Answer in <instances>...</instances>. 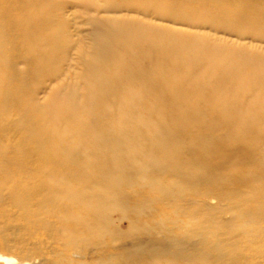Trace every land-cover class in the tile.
<instances>
[{
    "label": "rangeland",
    "instance_id": "rangeland-1",
    "mask_svg": "<svg viewBox=\"0 0 264 264\" xmlns=\"http://www.w3.org/2000/svg\"><path fill=\"white\" fill-rule=\"evenodd\" d=\"M9 8L47 60L0 108V264H264V0Z\"/></svg>",
    "mask_w": 264,
    "mask_h": 264
},
{
    "label": "bare ground",
    "instance_id": "bare-ground-1",
    "mask_svg": "<svg viewBox=\"0 0 264 264\" xmlns=\"http://www.w3.org/2000/svg\"><path fill=\"white\" fill-rule=\"evenodd\" d=\"M9 9L6 10V14H5L7 17V22L5 23L6 30H2V28H1L2 26L0 25V73H3L5 75V78H6V84L4 85L2 91H0V108L4 107V105L6 103L5 101L8 97V95H10L11 93L17 91L22 86H24L26 78L29 75H31L32 73H34L36 70H38L42 65H44L45 61L47 60L46 52L44 50L43 51L40 50L38 48V45H37L38 41H39L38 38H40L39 35L45 34V32H44L45 28L44 27H45L46 22L43 21V19L41 20V22L39 19H34V20H31V22L28 25H23V22L21 21V16L17 15V14L13 15L12 13L8 14V11L11 12V9L10 10ZM45 19L48 20L49 18L48 19L45 18ZM50 24L52 25V23H50ZM52 27L54 28V26H52ZM9 39H11V41H9ZM20 55H23L24 57H26L28 64H29L28 73L26 75H24L23 72H19L20 70H16L17 62H15L16 61L15 59L17 57H19ZM88 91H89V88H87L85 90V92L87 93V95H85L86 100L89 99ZM98 92H100V89L98 90ZM86 100H84V103H85L84 105H86V103L90 102L89 100L88 101H86ZM20 102H21L22 110L26 113V116H28V118L30 119V117L32 116V113H33L32 107H30V105L28 103L24 102V98H22L20 100ZM96 102H98V101H96ZM98 103L100 105H102V102L101 103L98 102ZM18 107H19V105H18ZM56 107L57 106H54V110H53L54 115H57L58 112L60 111L59 108H56ZM76 115L77 114H72L73 117H76ZM184 117H189V118L191 117V119H189V121L197 120L195 115H193L191 113V110L185 111L182 114V118H184ZM183 120H185V119H183ZM236 122H237V120H236ZM236 122H235V119L231 118L229 123H230V125H235ZM115 143H119V141L117 140ZM54 146L50 145L49 146L50 150L49 149L43 150V154H46L45 156L54 155V152H56V150H58ZM168 151H169V149L166 150L165 152H168ZM170 155H173V154L170 153L169 156ZM45 156H43V157H45ZM65 158H67L66 155H65L64 159ZM198 161H200L198 158H192V160L189 159V162H188L189 166H188V168L186 167V169L189 173L191 172V170L193 168H195L196 162H198ZM177 162L182 164L181 161H178L177 158L173 157L170 164L178 165ZM1 167H3V165ZM4 174H5V172H4ZM6 174H7V171H6ZM48 187H50V186H48ZM216 228H217V226H216ZM213 244L215 245L214 242H213ZM226 247H227L228 251L230 252V254L227 256V258H228L227 264H243V262L240 263L242 261L240 256H238L236 254L235 249L237 248V246L235 245V243L232 241H229V242H227ZM181 248L182 247H180V249ZM181 252L182 251H174V253H172V254L180 255ZM215 252H216V254L214 252L213 253L215 254L216 259H215L214 263H212V264H226V262H224V260H223V259H226V257L221 256V252L218 251L217 249H215ZM208 254H209V252H208ZM198 260H199V264H206V262H207V258L205 257V259H204L203 256H199ZM6 262L11 263L8 259H6Z\"/></svg>",
    "mask_w": 264,
    "mask_h": 264
}]
</instances>
